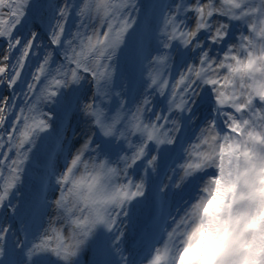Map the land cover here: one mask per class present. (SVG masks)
<instances>
[{
    "label": "snow or ice",
    "instance_id": "snow-or-ice-1",
    "mask_svg": "<svg viewBox=\"0 0 264 264\" xmlns=\"http://www.w3.org/2000/svg\"><path fill=\"white\" fill-rule=\"evenodd\" d=\"M0 41V264H264V0H0Z\"/></svg>",
    "mask_w": 264,
    "mask_h": 264
},
{
    "label": "rangeland",
    "instance_id": "rangeland-1",
    "mask_svg": "<svg viewBox=\"0 0 264 264\" xmlns=\"http://www.w3.org/2000/svg\"><path fill=\"white\" fill-rule=\"evenodd\" d=\"M149 1H151L150 3H157L158 2V0H149ZM148 0H141V2L142 3H145V4H148V2H149ZM5 45H4V41H0V48H3ZM47 148H48V150L49 151H54L55 149H56V145L54 144V143H52V142H49L48 144H47ZM149 205H150V203L149 204H146V205H144L143 206V208L137 213V216H138V222H139V220H140V217H142V214H144L143 212H146V211H148L149 212ZM155 207H153V209H154ZM155 216H156V214L158 215L157 216V221H159L160 220V217H161V215H166L167 214V212L170 210L169 208H167V207H163V208H161L159 205H157L156 206V208H155ZM161 211V212H160ZM147 212V213H148ZM145 215H146V213H145ZM138 225V224H137Z\"/></svg>",
    "mask_w": 264,
    "mask_h": 264
},
{
    "label": "trees",
    "instance_id": "trees-1",
    "mask_svg": "<svg viewBox=\"0 0 264 264\" xmlns=\"http://www.w3.org/2000/svg\"><path fill=\"white\" fill-rule=\"evenodd\" d=\"M149 1V0H148ZM151 1H149L148 3H150ZM158 2H160V0H158ZM148 211L146 212H143L144 214H142V217H140V220L138 222V225L137 227H142L144 225L145 222L148 221V219L153 215V213H155V209H153V205L150 203L149 205V212L147 213ZM146 213V215H145ZM158 220V219H157Z\"/></svg>",
    "mask_w": 264,
    "mask_h": 264
}]
</instances>
